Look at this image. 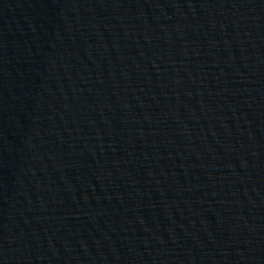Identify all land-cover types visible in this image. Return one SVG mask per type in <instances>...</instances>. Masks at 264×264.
Returning a JSON list of instances; mask_svg holds the SVG:
<instances>
[{
  "label": "water",
  "instance_id": "obj_1",
  "mask_svg": "<svg viewBox=\"0 0 264 264\" xmlns=\"http://www.w3.org/2000/svg\"><path fill=\"white\" fill-rule=\"evenodd\" d=\"M0 264H246L221 0H0Z\"/></svg>",
  "mask_w": 264,
  "mask_h": 264
}]
</instances>
